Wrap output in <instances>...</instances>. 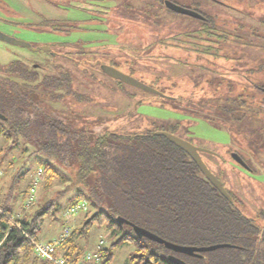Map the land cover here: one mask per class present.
Wrapping results in <instances>:
<instances>
[{"label": "rangeland", "instance_id": "obj_1", "mask_svg": "<svg viewBox=\"0 0 264 264\" xmlns=\"http://www.w3.org/2000/svg\"><path fill=\"white\" fill-rule=\"evenodd\" d=\"M177 1L212 16L230 39L190 56L187 48H165L168 37L200 27L199 18L184 13L152 7L164 17L156 24L152 20L159 17L147 16L151 10L146 8L140 13L137 0H0L1 31L35 46L54 42L59 52L28 50L0 39V66L27 56L44 67L39 68L41 73L67 72L75 96L66 95L54 108L80 129L127 134L165 130L215 151L218 154H203L207 164L243 213L263 222L259 213L264 211V107L256 102L264 101V87L258 90L252 84L264 85V0ZM130 2L133 5H125ZM98 5L104 12L94 19ZM153 41L158 46L146 47ZM107 61H115L120 70L163 94L111 76L102 68ZM31 148H9L0 137V201L10 204L18 218H31L75 175L73 167H64V182L47 184L45 175L36 180L38 158H28ZM232 150L249 167L237 162ZM31 184L36 187L34 198L27 201L25 192ZM68 201V196L62 198V208L47 215L40 238L51 240L45 242L58 241L67 231L71 236L97 210L84 199L88 208L66 217ZM74 238L84 249L76 264H87L86 252H97L101 239L104 246H111L118 235L105 222ZM66 239L58 245L59 254ZM114 252L108 264H127L138 247L122 242Z\"/></svg>", "mask_w": 264, "mask_h": 264}, {"label": "trees", "instance_id": "obj_2", "mask_svg": "<svg viewBox=\"0 0 264 264\" xmlns=\"http://www.w3.org/2000/svg\"><path fill=\"white\" fill-rule=\"evenodd\" d=\"M137 1L140 13L146 12L143 8L151 10L147 16H160L161 12L152 7L171 11L163 0ZM203 14L206 19H200V27L168 37L165 48H187L192 50L188 55L194 56L200 50L209 52L218 40L230 39L212 16ZM163 18L161 15L152 21L160 24ZM156 46L153 41L146 47ZM40 67L19 58L0 66V112L5 115L4 119L0 117V137L8 141L9 148L22 145L28 151L34 146L28 158H38L36 180L45 175L47 184L56 179L64 182V167H73L75 175L65 190L41 203L31 218L16 217L13 207L0 201V264H56L35 253V241H44L40 232L47 215L62 208L60 201L67 196L65 207L84 199L97 207L82 226L71 231L63 245V256L72 264L84 253L74 235H87L93 225L105 222L118 239L111 246L96 248L99 264H108L122 242L138 247L127 264H174L169 259L172 253L187 264H264V211L259 213L263 222L245 215L233 194L229 192L232 200L225 197L196 161L165 135L74 126L54 108L66 95L75 96L71 76L64 71L58 75L41 73ZM256 106L264 107V101L256 102ZM32 185L25 192L27 201L36 188ZM118 215L179 244L230 245L195 255L176 252L147 237H138L131 225L116 221Z\"/></svg>", "mask_w": 264, "mask_h": 264}, {"label": "water", "instance_id": "obj_3", "mask_svg": "<svg viewBox=\"0 0 264 264\" xmlns=\"http://www.w3.org/2000/svg\"><path fill=\"white\" fill-rule=\"evenodd\" d=\"M165 4L168 8H170L176 12L184 13V14L196 17V18L203 19V20L206 19V16L203 15L201 12L196 11L192 8L186 7L184 5H181V4H179L173 0H165ZM0 39L11 42V43L23 45V46H29V47L33 48L34 50H40V49L49 50L50 49L49 45L43 44L40 46H33L29 41L19 39L17 37H14L10 34L3 32L1 30H0ZM35 66H37V64H35ZM103 70L106 73L110 74L111 76L118 78L122 81H125L131 85H134L136 87H139V88H142V89H145V90L157 93V94H163L161 91L157 90L156 88L146 84L145 82L135 78L134 76H132L130 74L125 73L124 71L120 70L119 68H117L115 66L107 64V65L103 66ZM0 117L4 119L5 115H3L0 112ZM154 133L158 134V135L167 136L173 143H175L176 145H178L182 149H184L196 161V163L198 164L201 171L212 182V184L225 197H227L229 200H232V196L229 193V191L226 189L223 181L208 166L207 162L204 160V158L201 154V152L216 153L215 151H213L209 148H206V147L198 146V145L194 144L193 142H191L190 140L185 139V138L178 136V135H176L172 132H169V131L157 130ZM232 156L242 166L249 167L246 160L241 156V154L239 152L233 151ZM116 221L120 224L126 223V224L131 225L138 237H147L153 241H157L159 243L164 244L167 248H170L173 251L180 252V253L195 255V254H199L202 251L213 250V249H216L218 247L230 245L229 243H217V244H211V245H207V246H194V245L179 244V243H176V242H173V241H170V240L163 238L162 236L155 233L154 231H151V230H149V229H147L141 225L136 224L135 222L131 221L130 219L126 218L125 216L118 215L116 217ZM169 259L174 264H187V262L184 259H182L181 257H179L173 253L169 255Z\"/></svg>", "mask_w": 264, "mask_h": 264}, {"label": "built area", "instance_id": "obj_4", "mask_svg": "<svg viewBox=\"0 0 264 264\" xmlns=\"http://www.w3.org/2000/svg\"><path fill=\"white\" fill-rule=\"evenodd\" d=\"M34 191L35 189H32V194L30 196V200H33L34 198ZM88 208V203L84 200H81L77 203H74L70 206H68L64 214L66 217L73 216L75 213H79L81 210H86ZM64 232L63 236L58 240L54 242H45V241H35V251L36 253L42 257L47 258L56 264H72L71 261L67 260L63 254L58 253V245L62 243L63 238L68 237V233ZM71 233V232H70ZM104 244V239L100 240L99 247H101ZM95 260V261H93ZM84 261H86L87 264H99L100 256L97 252H86L84 256Z\"/></svg>", "mask_w": 264, "mask_h": 264}, {"label": "flooded vegetation", "instance_id": "obj_5", "mask_svg": "<svg viewBox=\"0 0 264 264\" xmlns=\"http://www.w3.org/2000/svg\"><path fill=\"white\" fill-rule=\"evenodd\" d=\"M174 1V0H173ZM216 1H218V2H221L222 4H224V3H226L227 1L226 0H216ZM163 3H164V5H165V7L167 8V9H169V10H171V11H174V10H172V9H170V8H168L167 6H166V4H165V0H163L162 1ZM176 2V1H175ZM177 3H179V2H177ZM180 4V3H179ZM101 5H98L97 7H96V9H93V18L95 19V18H98V16L100 15V10H99V7H100ZM134 8H135V6H133ZM103 8V7H102ZM189 8H191V7H189ZM104 9V8H103ZM192 9H194V8H192ZM194 10H196V11H199V12H201L202 14H203V12L201 11V10H199V9H194ZM101 12H104L102 9H101ZM204 15V14H203ZM200 19V18H199ZM203 20V19H202ZM205 20V19H204ZM13 44H15V43H13ZM55 43L53 42H51L50 44H48L49 46H50V49L49 50H47L49 53H52V54H57V53H59L58 51H56L57 49H56V47H55V45H54ZM16 45H19V44H16ZM47 45V44H46ZM19 46H22V47H25V49H28V50H34L33 48H31V47H29V46H23V45H19ZM33 46H35V45H33ZM56 46H58V44L56 45ZM19 59H22V58H19ZM22 60H24V59H22ZM25 62H26V64H28V65H30V64H32V65H34L35 66V63H36V61L34 60V59H31V58H29V57H27V56H25ZM107 64H109V65H112V66H115V67H117L118 68V63H115V61H107V62H105V63H102V68H103V66L104 65H107ZM40 64H37V66L36 67H38ZM254 85H256L258 88H261V85L260 84H257V83H253ZM252 84V85H253ZM231 151V150H230ZM232 152H233V150H232ZM204 153H210V152H201V154H202V156H203V158H204ZM210 154H213V155H215V154H218V153H210ZM204 160L206 161V159L204 158ZM207 162V161H206Z\"/></svg>", "mask_w": 264, "mask_h": 264}, {"label": "crops", "instance_id": "obj_6", "mask_svg": "<svg viewBox=\"0 0 264 264\" xmlns=\"http://www.w3.org/2000/svg\"><path fill=\"white\" fill-rule=\"evenodd\" d=\"M61 231H62V226H61V229H60V232L58 233V235L61 233ZM47 240L50 241L51 239H45L44 241H47Z\"/></svg>", "mask_w": 264, "mask_h": 264}]
</instances>
